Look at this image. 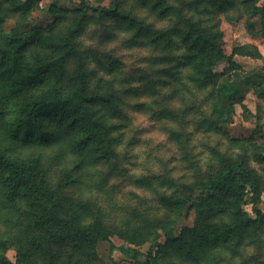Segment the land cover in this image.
<instances>
[{
    "label": "trees",
    "instance_id": "trees-1",
    "mask_svg": "<svg viewBox=\"0 0 264 264\" xmlns=\"http://www.w3.org/2000/svg\"><path fill=\"white\" fill-rule=\"evenodd\" d=\"M41 1L0 0V264H94L98 245L116 235L149 244L146 253L126 248L135 264H264V177L250 165L251 156L264 165L263 150L229 139L245 153L211 149L207 169L190 155L194 134L229 138L224 129L235 104L250 84H262L258 76L215 71L230 60L220 17L234 10L259 17L264 38L260 0H80L67 26L3 31L9 18L30 14ZM88 32L95 45L83 42ZM118 36L125 48L149 52L139 74L126 71L110 47ZM257 93L264 100V87ZM159 95L168 104L180 98L185 111H153ZM141 112L179 123L169 138L194 175L162 181L169 189L156 195L164 217L135 211L115 223L91 192L108 194L118 176L157 192L154 180L129 174L122 163ZM248 187L256 218L243 208ZM193 212L194 223L183 225ZM6 222L12 233L3 230Z\"/></svg>",
    "mask_w": 264,
    "mask_h": 264
},
{
    "label": "rangeland",
    "instance_id": "rangeland-1",
    "mask_svg": "<svg viewBox=\"0 0 264 264\" xmlns=\"http://www.w3.org/2000/svg\"><path fill=\"white\" fill-rule=\"evenodd\" d=\"M89 1L94 5L99 4L96 0ZM79 4L80 0H42L39 6H36L30 14L21 18H9L3 25V31L10 32L15 28L27 31L35 26L44 29L49 26H67L73 18L72 10L76 9ZM102 5L109 6L110 0H104ZM258 6L264 7V0H260ZM126 7L129 11L131 2ZM239 15L234 10L220 17L219 29L223 33L224 50L230 60L226 59L220 65H217L215 71L222 73L228 69L232 75L234 73L242 74V79L246 77L254 79L258 76L256 81L262 84H259V86L255 83L250 84L243 97L235 104L233 118L224 129L229 138L215 133L200 132L198 136L194 134V141L190 142V145H192L190 155H194L195 160L201 161L200 163L205 169H207L212 158L211 149L217 148L221 152L228 151L235 155H240L241 152L245 153L244 144L233 145L229 142V139L246 140L253 150L254 146H259L264 152V100L257 93L258 88L264 87V38L260 33L261 21L259 17H251L249 14L243 13V17ZM59 16L61 17L58 19ZM90 36V32H88L83 42L88 45H95L98 39H91ZM121 43L122 40L118 36V39L110 47L116 49L118 57L122 56L124 58L126 71L130 70L128 72L131 74H139L145 66L142 62L148 60L149 52L139 49L130 50ZM152 99L154 100L152 107L155 112H158L164 106L171 108L173 113L180 116L185 111V104L180 98L175 99L171 104L163 101L162 95L152 97ZM205 111L206 113L209 112L207 108ZM202 112L199 109L193 113L199 119L200 114L201 117L203 116ZM177 120L179 121L178 118ZM177 127H180L177 121L158 120V113H135L134 132L133 130L130 131L127 138L136 137L137 143L134 148H131V146L128 148L127 139L122 152H126L128 158L122 159V163L129 174L154 180L153 185L157 192L152 190L153 193H151L119 176L112 178L108 182V194L91 192L90 195L92 201H100L104 206L103 208L109 212L110 220L115 223L125 222L135 211L139 213L147 212L152 217H164L167 212L159 208V200L156 195L157 193L163 194L169 189L162 184V181L171 179L180 183L185 180L190 181L193 178L192 165L190 160L186 159L185 151L183 152L180 146L169 138L170 129ZM194 129V125H189L190 131H194ZM241 146H244V148ZM250 165L257 174L264 177V165L257 163L252 156ZM261 190L262 203L258 207L264 212V186H261ZM84 192L86 193V191ZM247 192H249V195L245 196L243 208L251 217L256 218L255 202L252 199L253 194L250 193L249 187ZM194 220L195 214L193 212L190 218L183 222V225H192ZM9 225L10 223L6 222L3 230L12 233L14 229ZM127 247L137 248L142 253H146L149 244L134 245L116 235L109 241L101 242L98 245L97 258L94 260V264H113L112 260H115L118 264H135L133 260L127 258L124 254ZM7 256L12 262L16 263L18 260L17 252L14 249L9 250ZM176 264L182 263L176 262Z\"/></svg>",
    "mask_w": 264,
    "mask_h": 264
}]
</instances>
